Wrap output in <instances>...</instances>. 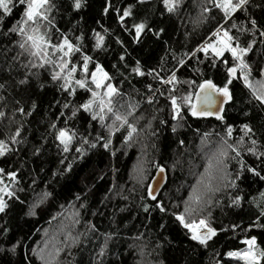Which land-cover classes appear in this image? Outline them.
I'll return each mask as SVG.
<instances>
[{"label":"snow or ice","instance_id":"snow-or-ice-1","mask_svg":"<svg viewBox=\"0 0 264 264\" xmlns=\"http://www.w3.org/2000/svg\"><path fill=\"white\" fill-rule=\"evenodd\" d=\"M147 2L135 0L138 5ZM157 2L161 17L165 14L178 17L186 7L185 0ZM193 3L198 9L197 24L220 17L195 49L178 58L172 51L171 67L166 68L167 62L161 58L156 66L145 69L139 59L129 63L128 49L116 36L114 42L122 51L115 53L109 71L104 59L110 52L112 33L100 21H96L100 29L92 28L90 33L79 27L78 17L89 6V0H0V124L7 121L8 128L4 138H0V159L30 152L36 163L50 138L59 155L58 163L63 166L52 176L67 178L74 165L84 161L93 149H103L116 156L121 151L116 147V140H120L122 148H127L156 137L153 121L160 112L169 110L174 134L191 127L189 120L213 117L222 131L203 133L200 155L203 171L194 173L195 184L189 186L191 191L186 199L181 197L177 202L167 194L169 169L154 159L149 161L152 171L144 164L138 166L132 177L133 187L127 195L121 190L120 198L140 208L148 218L154 219L153 214L159 216L156 235L160 239H165L164 233L175 223L184 230L188 240L204 249L212 247L219 232L229 231L228 227L214 226V211L221 207L246 210L250 222L243 230L264 231V191H260L258 198L248 199L241 188L248 174L264 182V66L249 63L254 45L264 44V0H193ZM16 10L19 15L13 20ZM101 14L104 17L114 14L119 28L132 36L133 44L141 43L149 34L160 40L165 33L163 27L157 29L146 18L137 17L132 4L117 6L114 0H104ZM65 17L71 29L62 30L58 26L57 19L64 21ZM198 53L203 54L202 59ZM192 59H196L197 66L192 71L198 78L182 81L178 72L189 67ZM201 64L206 68H201ZM221 65L226 75L222 85H218L205 72L220 71ZM233 81L242 82L248 92L247 103L239 108L245 119L240 121L238 129L228 123L225 107H235L230 87ZM124 83L129 86L127 90L122 87ZM137 84H142L143 90ZM47 87H54L60 94L55 105H49L57 107L58 115L48 123L40 142H33L28 148L23 134L25 120L38 112L39 103L34 97ZM161 100L163 108L159 107ZM146 106L152 109V114L147 124L140 127ZM78 119L85 121L83 126H77ZM168 123L159 119L160 125ZM193 130L199 134L198 128ZM237 130L239 136L234 135ZM212 136L217 139L211 140ZM178 143L183 147V139ZM249 156L254 158L253 163H248ZM25 166L26 161L21 162V167ZM172 167L174 170L175 165ZM40 171H44L43 167ZM37 175L31 170V184L25 187L19 169L0 168V256L7 258V264H34L33 257L39 264H61V253L67 249V255L72 256L69 264H74L72 247L83 245L86 249L90 233L97 232L95 225L89 224L85 232L75 236L66 234L65 248L50 247L48 241L42 247L33 248L27 245L25 237L17 239L8 226L10 221L6 218L15 205L25 204L21 193L35 190ZM52 196L51 191L41 190L28 205L25 215L35 216L36 209ZM245 204L249 205L247 209ZM80 207L85 205L81 203ZM78 216L74 214L73 224L80 223ZM238 227L233 223L230 230L235 232ZM115 234H104V242L98 246L91 264H105L109 243ZM241 243L245 246L241 250L226 253L229 260L239 264H264V247L258 244L255 235ZM5 244L10 247H4ZM156 247L161 245L157 243ZM159 264L165 262L159 261Z\"/></svg>","mask_w":264,"mask_h":264},{"label":"trees","instance_id":"trees-1","mask_svg":"<svg viewBox=\"0 0 264 264\" xmlns=\"http://www.w3.org/2000/svg\"><path fill=\"white\" fill-rule=\"evenodd\" d=\"M103 2L104 0H89V6L78 19L80 20L79 27L85 32L90 33L92 28L100 29V25H103L112 33V37L109 39L110 52L104 59L109 71H111L110 62H114L115 53L122 51L114 42L116 36L124 41L129 52L128 61L130 64L139 59L142 66L147 69L156 66L161 58H164L167 68L174 63L170 55L172 51H175L178 58L182 53L195 49L204 41L209 31L220 19L217 15L214 20H210L208 23L197 24L198 9L194 6L193 0H185L186 7L178 17H169L167 14L161 17L158 11L160 5L157 0L143 5L136 4L135 0H114L117 6L132 4L137 17L146 18L157 29L160 27L165 29L160 40H155L149 34L144 37L141 43L133 44L132 36L119 28L114 14L107 17L102 16ZM18 15L19 10H16L12 19L14 20ZM67 19L68 17H65L64 21L57 19V24L62 30L72 27L67 23ZM96 21H100V25ZM73 24H76L75 20ZM130 24L131 21H129ZM198 57L202 59L203 54L198 53ZM249 57V63L253 66L257 64L264 66V44L259 42L255 44ZM229 59L231 58L229 57ZM188 63L189 67L181 68L178 72L182 81L198 78L197 74L192 71L197 66L196 59H192ZM199 66L206 68L205 64ZM222 69L221 65L220 71L206 70L205 74L218 85H222L226 75ZM122 87L127 90L129 86L124 83ZM137 87L143 90L142 84H137ZM230 87L234 94L235 107L226 106L228 123L235 124L238 129L240 121L245 119L240 114L239 108L247 103L248 92L242 82L233 81V85ZM34 98L39 103L38 112L25 120L23 130L28 141V148L32 147L33 142H40L41 137L46 135L48 123L58 115L57 107H49V105H55L56 100L60 99V94L55 91L54 87H47L44 92L36 94ZM159 107H164L163 100L160 101ZM151 114L152 109L146 106L145 119L140 121V127L147 124ZM157 115L158 119L153 121V128L158 133L156 137L134 143L127 148H122L120 140H116V147L121 148L116 156L104 152L103 149H93L84 161L74 165L73 172L67 178L52 176L53 172L63 166L58 163L59 155L51 144L50 138L43 156L36 163H33L35 158L31 157L30 152L0 159V168L19 169L25 187L31 184L29 172L34 169L38 173L35 190L28 189L27 192L21 193L25 204L15 205L9 217L6 218L10 221L8 226L17 239L21 236L25 237L27 245L33 248L42 247L45 241L49 242L50 247L65 248L66 234L75 236L85 232L89 224L95 225L97 232L90 233L91 240L87 243L86 249L83 245L72 247L71 251L75 256L74 264H91L95 254L99 251L98 246L104 242L105 233H116L109 243L104 258L105 264H159V261H164L165 264H217V261L219 264H239L237 261L229 260L226 253L245 247L241 243L242 240L255 235L258 244L264 247V231L257 228H252L249 231L243 230L250 222L249 213L246 210L217 208L213 214L214 226L217 229L228 227L229 231L219 232L218 236L214 238L213 246L204 249L188 240L184 230L175 223L169 225L168 231L164 233L165 239L158 238L156 234L159 229L156 228V224L160 219L159 216L153 214L154 219L148 218L140 208L130 201L120 198L121 190L127 195L128 189L133 187L132 177L138 166L144 164L152 171L149 161L154 159L169 169L167 172V194L172 195L174 201L177 202L181 197L186 199L191 191L189 186L195 184L194 173L203 171L204 161L200 158L203 133L222 131V126H218L219 122L209 117L199 121L189 120L191 127L186 126L174 134L171 130L173 123L170 122L169 110ZM17 118L19 119V117ZM159 119H165L169 123L160 125ZM252 122L255 124L256 120L254 119ZM84 123L83 119L76 121L78 127L83 126ZM14 128L15 125L12 126V130ZM196 128L199 129V134L193 130ZM6 131H8L7 121H4L0 124V138H4ZM239 134L238 130L234 132L235 136H239ZM117 135L122 139L121 134ZM181 139L184 141L183 147L178 143ZM210 139L214 141L217 137L212 136ZM153 144L155 147L152 146ZM24 161H26V166L21 167V162ZM247 161L253 163L254 158L249 156ZM173 165H175L174 170ZM40 167H43V172L40 171ZM5 181L7 182L6 177ZM241 188L248 199L254 196L258 198L260 191H264V182L258 181L248 174V178L241 183ZM41 190L51 191L53 196L36 209L35 216L25 215L28 205L33 202ZM77 196L80 199H77ZM81 203L85 205L84 208L80 207ZM248 207L249 205L245 204V209ZM121 208L125 210L120 211ZM77 213L80 223L73 224L74 214ZM233 223L240 226L235 232L230 230ZM137 236L140 238L137 239ZM157 243L161 247L157 248ZM4 247H10V245L5 244ZM28 254L30 255V252ZM33 260L34 264H39L35 257ZM71 261L72 256H68L67 249H65L61 253V264H69ZM0 264H7V258L0 256Z\"/></svg>","mask_w":264,"mask_h":264},{"label":"water","instance_id":"water-1","mask_svg":"<svg viewBox=\"0 0 264 264\" xmlns=\"http://www.w3.org/2000/svg\"><path fill=\"white\" fill-rule=\"evenodd\" d=\"M152 1H154V0H149V2H152ZM149 2H147V3H149ZM227 105H225V107H226ZM211 118H213V117H211ZM167 177H168V174H167Z\"/></svg>","mask_w":264,"mask_h":264}]
</instances>
